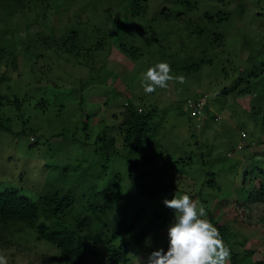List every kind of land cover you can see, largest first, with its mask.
I'll return each instance as SVG.
<instances>
[{
	"label": "rangeland",
	"instance_id": "1",
	"mask_svg": "<svg viewBox=\"0 0 264 264\" xmlns=\"http://www.w3.org/2000/svg\"><path fill=\"white\" fill-rule=\"evenodd\" d=\"M189 1L196 7L186 0H58L61 5L56 10L51 0V7H32L11 18L0 15V77L10 78L1 92L24 100L20 111L0 109V117L10 119L15 134L26 129L24 135L0 133V192L15 189L36 202L48 188H65L75 193L78 202L89 205L100 197L98 192L118 182L123 198L116 204L112 223H131L145 211L136 231L120 241L129 246L127 264H146L153 251L165 250L168 228L157 231L152 227L159 216L175 222V211L163 204L164 199L187 194L205 206L208 219L209 210L220 200L217 196L244 202L246 193L241 188L251 180L245 183V175L253 170L264 172V131L261 115L255 116L260 105L264 108L260 99L264 79L255 87L260 93L239 94L247 85L239 79L248 77L253 49L258 50L256 59L264 57L260 51L264 28L252 20L254 12L259 13L251 11L255 0ZM82 7L87 13L81 20L88 19L84 30L89 34L95 28H106L103 11L111 10L105 15L108 30L116 37L105 51L79 64L72 57L46 50L41 37L56 17L58 22L67 21ZM178 14L182 17L177 19ZM217 33L224 36L223 42L213 43ZM120 36L140 48L141 55L123 54L115 41ZM245 44L251 46L247 51ZM164 61L185 82L173 81L167 89L145 94L143 74ZM92 75L102 83L84 91L76 87ZM200 94L209 99L206 116L191 119L183 111L185 102ZM130 100L143 109L156 108L162 125L161 150L185 162L184 173H175L172 162L161 157L158 164L131 168L121 151L106 163V156L98 151V140L103 135H118L123 104ZM211 173L217 189L207 184ZM141 186L153 189L155 196L143 190L138 193ZM252 202L243 206L225 202L215 212L221 225L231 229L227 245L243 257L241 264L264 260V202ZM146 228L154 229L149 233ZM142 233L146 235L139 245ZM154 234L160 236L156 244ZM11 236L7 232L0 241V255L7 257L8 264H59L54 246L30 234ZM103 255L99 260L89 255L87 264H109L105 251Z\"/></svg>",
	"mask_w": 264,
	"mask_h": 264
},
{
	"label": "trees",
	"instance_id": "2",
	"mask_svg": "<svg viewBox=\"0 0 264 264\" xmlns=\"http://www.w3.org/2000/svg\"><path fill=\"white\" fill-rule=\"evenodd\" d=\"M50 1L0 0V15L3 18H11L16 12L25 13L30 8L32 10V7L43 9L44 5L49 7L54 5L56 10H58V5H61L58 3V0H52V5H50ZM140 1L149 2L150 0ZM185 3L189 6L193 4V7H196L189 0H186ZM253 10H258L259 13L254 12L252 20L258 21L259 26L264 28V0H255L251 8V11ZM60 11L62 10L60 9ZM137 11V13L146 14L143 10ZM106 12L110 15L111 10L103 11L105 17L101 20L106 25V28H101L100 30L95 28L91 30L90 34L84 30L88 19L85 21L81 20L83 13H87L85 8L82 7L75 15L69 16L67 21L63 20L64 22L62 20L58 22L56 17L55 21H51V24L47 26L48 32L43 34L42 37L39 36L45 41L42 46L46 50H55L60 55L72 57L79 64L88 63L94 59L96 53L105 51L107 46L109 47L111 43H114L112 39L116 35H113L108 30L109 20L105 15ZM167 16L170 18L169 13ZM181 17L182 14L176 16L177 19ZM207 18L209 21L212 19L211 16ZM110 22L115 24V18L111 19ZM144 34H148V32L146 31L145 33L144 31ZM155 36V34L152 35L154 41H156ZM115 41L123 54L130 55L133 58L141 55L140 48L130 42H125L122 36L118 37ZM223 41L224 36L222 34H215L213 43ZM249 48L251 46L246 45L245 50L247 51ZM28 50L26 48V51ZM256 50L253 49L252 54L248 57L249 64H252L248 77L239 79V81H245L247 84L243 90L239 91L240 95H248L253 92L260 93L255 87L261 83L259 82L261 79H264V57H261L259 60L256 59V52H258ZM260 51L261 53L264 52V44H262ZM253 53L255 54L253 55ZM258 54L261 56L260 53ZM198 69L199 66L194 68L195 71ZM9 80L10 78L5 75L0 77V109L15 107L20 111L24 100L19 98L18 95H9V97L7 94L1 92L2 85ZM98 83L102 82L95 75H92L87 80H82L80 84L77 83L76 87L78 86V89L84 91V89ZM261 85L262 96L260 99L264 101V84ZM74 91H76L75 88L71 91V94ZM123 108L120 116L121 121L118 135H103L98 140V143H100L98 151L102 154V157L103 155L106 156V163H110L112 157L119 155L121 151L123 153L120 155L131 168H138L141 163L148 165L158 164L162 159L165 162H172V169L175 173H180L181 171L184 173L188 165L185 162L182 163L174 160L170 155H164L161 150L162 146L159 142V136L162 125L160 124V120H157L156 108L150 106L143 109L139 104L131 100L124 103ZM263 110L264 108L260 105L255 116L259 118L261 115L260 120H258L261 121L264 131ZM88 125L89 123H86L85 127L88 128ZM2 132L11 135H24L26 134V129L15 134L10 124V119L0 117V133ZM118 137L121 142L120 149L118 148ZM245 177V183H247L249 177L251 180H249L246 186L241 188L246 193L244 202H238L235 198L228 197V195H220L217 196L220 198L219 203H215L214 210L211 211L210 209L208 212V220L219 229L226 244L229 243V239L232 237L231 229L227 224L221 225V217L217 216L215 212L221 211L222 205L226 204L225 202L233 205L237 202L238 205L242 206L247 205V202L250 201H253L252 203L264 202V172L253 170L249 176L246 174ZM208 178H210L207 181L208 186L211 189H217L214 174H208ZM47 187L48 185L45 189ZM142 190L145 191V194L148 193L150 196H155L154 190L147 186L139 187L138 193L142 192ZM96 195L100 196L96 197V202H90L87 205V203L78 202L74 192L65 188L54 187L52 190L48 188L47 191L39 196L36 202H33L28 197L20 194L18 190L6 189L0 192V241L7 232H10L12 236L30 234L38 240L45 241L57 248L59 254L55 258L59 264H87L89 255L99 260L104 257V251L109 264H127L129 262V246L120 241L136 231L142 220H144L145 211L143 209L140 213L136 214L131 223L122 222L114 224L111 218L115 213L117 202L123 198L120 184L116 182ZM152 223V227H155V229L153 228L154 230L156 228L159 229L157 231L164 230L172 224L170 218L166 216L156 217ZM146 230L150 233L149 229L146 228ZM145 235L146 233H142L139 236V245L142 243ZM152 237H154V244H156L160 238L159 234L158 236L154 234ZM168 244L169 241H167L166 251ZM250 255L252 253H249L247 256L249 257ZM242 260L243 257L231 251V264H241ZM254 264H264V260L257 261Z\"/></svg>",
	"mask_w": 264,
	"mask_h": 264
},
{
	"label": "clouds",
	"instance_id": "3",
	"mask_svg": "<svg viewBox=\"0 0 264 264\" xmlns=\"http://www.w3.org/2000/svg\"><path fill=\"white\" fill-rule=\"evenodd\" d=\"M173 81L185 82L184 77L176 76L170 64L164 61L143 74L141 86L145 94H152L158 89H167ZM163 204L175 211V222L167 230L168 249L153 251L146 264H230L231 249L219 229L206 218L207 211L199 200L187 194H175L171 200L164 199ZM0 264H8L6 256L0 255Z\"/></svg>",
	"mask_w": 264,
	"mask_h": 264
},
{
	"label": "built area",
	"instance_id": "4",
	"mask_svg": "<svg viewBox=\"0 0 264 264\" xmlns=\"http://www.w3.org/2000/svg\"><path fill=\"white\" fill-rule=\"evenodd\" d=\"M208 103V96L205 94H200L197 97L186 101L183 110L190 116V118L199 120L206 116ZM242 135L245 136L244 132H242Z\"/></svg>",
	"mask_w": 264,
	"mask_h": 264
}]
</instances>
